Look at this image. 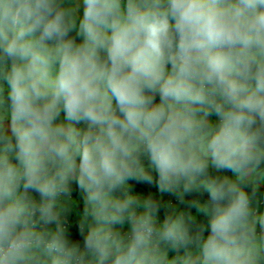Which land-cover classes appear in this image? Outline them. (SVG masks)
Returning a JSON list of instances; mask_svg holds the SVG:
<instances>
[{"label": "clouds", "instance_id": "obj_1", "mask_svg": "<svg viewBox=\"0 0 264 264\" xmlns=\"http://www.w3.org/2000/svg\"><path fill=\"white\" fill-rule=\"evenodd\" d=\"M261 184L264 0H0V264H264Z\"/></svg>", "mask_w": 264, "mask_h": 264}, {"label": "crops", "instance_id": "obj_2", "mask_svg": "<svg viewBox=\"0 0 264 264\" xmlns=\"http://www.w3.org/2000/svg\"><path fill=\"white\" fill-rule=\"evenodd\" d=\"M213 119H215V117H213ZM264 189V184H261V186ZM166 199V198H165ZM167 200V199H166ZM254 204L257 206L258 210L260 212H264V196L261 199H255L254 200ZM77 219L76 213L75 211L72 213V215L70 216V224H75Z\"/></svg>", "mask_w": 264, "mask_h": 264}, {"label": "trees", "instance_id": "obj_3", "mask_svg": "<svg viewBox=\"0 0 264 264\" xmlns=\"http://www.w3.org/2000/svg\"><path fill=\"white\" fill-rule=\"evenodd\" d=\"M152 191H155V188L153 187L151 189ZM250 191V189H249ZM75 195V194H74ZM264 196V189L262 187H259V189L257 190V195H256V200L261 199ZM71 232L74 238L76 239H80L79 235H78V229L76 227V224H71Z\"/></svg>", "mask_w": 264, "mask_h": 264}, {"label": "rangeland", "instance_id": "obj_4", "mask_svg": "<svg viewBox=\"0 0 264 264\" xmlns=\"http://www.w3.org/2000/svg\"><path fill=\"white\" fill-rule=\"evenodd\" d=\"M165 198L166 199H172L173 201H175V198L174 197H171L170 195L168 194H165ZM126 230V229H125Z\"/></svg>", "mask_w": 264, "mask_h": 264}]
</instances>
